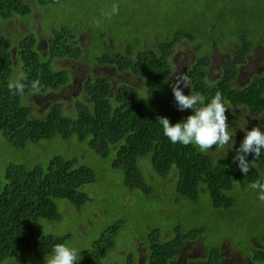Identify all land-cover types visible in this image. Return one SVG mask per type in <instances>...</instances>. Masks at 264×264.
<instances>
[{
  "label": "trees",
  "instance_id": "1",
  "mask_svg": "<svg viewBox=\"0 0 264 264\" xmlns=\"http://www.w3.org/2000/svg\"><path fill=\"white\" fill-rule=\"evenodd\" d=\"M219 2L37 0L39 7H48L53 13L50 20L57 18L58 26L51 31L45 55L38 49V39L32 34H23L17 42L6 34L0 35V133L21 150L37 149L42 145L55 151L60 148L67 150V145H70L79 153L73 159L54 156L45 169L38 165H12L5 180L0 178V264H9L11 260L23 259L26 255H34L44 261L51 257L54 245L67 244L66 236L44 235L41 221L61 219L58 201L65 200L78 210L85 206L89 198L81 191L82 188L100 181V171L107 169L109 172L108 168L122 177L130 192L138 189L150 200L159 201L155 210L165 207L166 213L168 209L173 211L171 206L179 204L181 198L198 205L207 198L213 211V229L219 232L220 226L226 224L221 220L227 216L233 226L226 227L229 233L236 236L243 233L246 242L250 243L249 240L254 238L259 243V246L250 243L243 253L255 264H264V232L261 237H254L249 230L234 228H245L251 224L246 223L249 211L245 212L244 199L250 198L253 207L257 204L258 192L251 190L249 185L257 180L264 183V152L258 159L249 156L250 169L246 176L240 171L238 162L233 163L236 150L246 134L245 129L250 131L260 126L264 131V122H253L241 130L228 120L230 135L240 132L237 133L240 140H232L224 148L214 147L207 153L200 152L195 145L172 143L157 122V117H166L174 125L194 114L191 109L177 110L171 85L177 70L173 57L182 50V45L197 42L195 34H210L212 41L217 34H220L219 38L224 35V48L229 59L225 61L221 78L209 82L206 70L211 61L206 56L210 48L203 44L195 62L190 61L187 67L186 76L191 88L181 86L184 94L189 95L192 90L204 96L207 104L220 91L226 106L244 108L252 117L264 120V72L244 86L236 84L237 66L247 62V57L258 44L264 48V15L261 12L264 0H229V9L219 7ZM153 4L158 8L151 12ZM240 4L248 9L247 19H237V23L226 22ZM113 5L118 6L116 14L112 13ZM132 9L134 19L130 18ZM93 12L99 16L98 20ZM32 14L33 8L27 0H0V25L18 16L29 19ZM61 16L66 19V25L69 20L77 24L84 16L87 28L91 27L88 52L90 54L93 50L94 55L97 54L95 58L88 56V63L84 64L112 66L121 74L140 79L142 89L129 82L112 85L107 77L88 75L82 81L88 101L76 100L73 111L66 110L65 102L55 101L44 115L35 113L26 102L28 96L58 93L73 82L68 70L56 69L57 62L68 58L82 62L85 56L83 46L78 44L79 35L72 34L73 28L59 24ZM139 16L143 20H139ZM146 23L153 33L164 27L172 34L163 36L164 29L160 32L158 53L152 51V54H147L141 39L136 38L141 28L149 27ZM78 31L80 33V28ZM131 36L137 43L129 41L131 53L128 55L125 41ZM110 43L113 49L109 47ZM15 61L24 73L20 79L25 85L23 96L14 94L8 87L12 83ZM37 79L40 81L38 92L31 87ZM87 150L94 158L91 165L95 168L81 162L80 156L86 157ZM217 152L224 155L211 154ZM143 161L147 162V171L141 167ZM150 176L156 180L155 183L150 182ZM164 185L168 189L165 193ZM173 197L178 198V203L172 202ZM251 209L249 215L253 214ZM120 228L116 225L109 230V238L101 235L97 242V258L104 256L107 259L116 250ZM204 232L187 230L179 225L174 235L168 231L170 237L166 238L165 231L153 230L147 235L150 243L145 263L172 264L185 244L198 240ZM206 246V258L189 264H217L221 261V247L218 244L210 247L207 242ZM88 264H95L94 260ZM124 264H137V260L129 255Z\"/></svg>",
  "mask_w": 264,
  "mask_h": 264
},
{
  "label": "rangeland",
  "instance_id": "2",
  "mask_svg": "<svg viewBox=\"0 0 264 264\" xmlns=\"http://www.w3.org/2000/svg\"><path fill=\"white\" fill-rule=\"evenodd\" d=\"M79 1L83 2V0ZM219 1V7H226V9H229V0ZM27 2L33 8V14L28 17L29 19H23L22 17L18 16L2 23L0 25V35L6 34L17 42V40L23 34H32L36 39H38V49H40L43 55H45L48 40L52 35L51 31L57 29L58 26L56 23L57 18H54L53 21L50 20L53 16V13L50 12L48 7H39L37 0H27ZM157 8L158 5L153 4L151 7V12L153 9L155 10ZM261 12L264 15V9H261ZM237 14H239V16L236 18L235 16ZM247 14L248 9L246 6L240 4L239 8L236 10V13L230 16V20L225 21L237 23V19L239 21L245 18L247 19ZM62 16L59 17V24L61 26L66 22V19ZM88 16L92 17L91 13H88ZM130 18L134 19L133 9L130 12ZM137 18L139 20H143L141 16ZM98 19L99 16L97 20ZM163 24L164 23L161 24L162 27ZM64 26L65 28L69 29L73 28V30H71L72 34L75 36L76 34L79 35L78 44L83 46L85 56L82 58V62H78L70 58L59 60L57 62L56 69L68 70L71 74L72 80H75V83L72 82L61 92H58V94L47 92L34 93L28 96L26 98V102L32 106L35 113L38 115H44L50 105L55 101L65 102L67 104L66 110L68 111L74 110L76 100L79 99L84 102L88 101L84 89L82 88L79 90L78 86L79 80L83 79L84 81V77L88 75H92L95 78L107 77L110 82L115 84L129 82L133 86L142 89V83L140 79L127 73L119 75L120 73L114 67L109 68L108 70H99L98 67H95L93 64H84L86 62L88 63V56L91 55L93 58H95L97 54L96 52L94 55L93 50L90 52V54L88 52L90 40L92 38V30L91 27L87 28L86 19L84 16L80 18V21L77 24L74 21L69 20L68 24H65ZM148 26L149 27L145 26L141 28L140 33L138 32L139 34L136 36V38L141 39L143 50L150 55L152 54V51L158 53V45L160 44L162 37L160 32H163V29V36L172 34L169 33L164 27L162 30L159 28L158 32L153 33L150 30L151 26ZM78 28H80V33ZM134 34L136 33H133L132 35ZM197 35L198 34L194 35L196 36V41L204 44L205 48H211L213 41L210 34L203 36ZM219 36L220 34H217V38L214 40L218 47L224 48L226 45V37L223 35V38H219ZM107 41H109V39H107ZM129 41L133 44L137 43V41L132 36L129 40L125 41L128 55L131 53V49H129ZM119 46L121 47L122 44ZM217 46L213 44V64L211 65V70H209L207 74V80L209 82H214L219 78V68L226 58V56L222 55L218 51ZM109 47L113 49V44L110 43ZM138 47L140 49V46ZM263 49L264 48L262 45L258 44L253 50V53L250 57V64L248 65V68H246L249 72H253V70L256 71L260 65H264ZM195 52L196 47L191 45H182V50H179L173 57V62L177 65V70L174 72L173 76L174 78L186 75L187 67L195 56ZM23 76L24 73L20 70L18 61H15L14 74L11 81L14 82L16 80H20ZM227 107L229 110L226 112V115L228 116V120L235 124V127L243 130L250 126L242 125L244 118H246V113L243 109L230 107L228 105ZM237 133L235 131V133L231 135L233 137L232 140H240V138L237 136ZM46 146L47 145H42L37 149L29 147L26 150H21L9 143L4 138L3 134L0 133V178L3 181L5 180L7 170L12 165H38L45 169L49 160L54 156H64L66 159H73L79 154L76 151V148L72 149L70 148V145H67V150L60 148L57 151L51 150ZM211 154L213 156L224 155L218 154V152ZM80 157L83 159L81 161L83 162L82 164H87L95 168L93 165H91L94 158L88 150L86 157H83L82 155ZM141 167L147 171V162L143 161ZM110 170L111 169L108 168L109 172H107V169H102L99 175L100 181H98L96 184L87 185L82 188L83 190L81 191L87 194L89 198V201L85 206L78 210L77 207L69 204L65 200L58 201L59 210L62 214L61 219L54 222L42 220L40 223L42 233L44 235L68 237L67 245L71 248H75L80 254L78 255L79 261L77 264H88V262L92 260H94L95 264H124L127 263L129 255L136 258L137 264H146L147 247L150 243V239L147 237V235H149V233H151L153 230L158 229L165 231V236L168 238L170 237L168 231L171 233V235H174V231L179 225L183 226V228L187 230L199 229L205 232L204 234H201L202 237L200 236L201 238L198 240L187 242L184 248H182L180 251L181 254L178 258L179 261L177 260L173 264H185L186 261L190 263L194 260L206 258V242L210 247L217 244L221 247V252L225 257V259L222 260V264H251L249 261L250 257L243 253V251H246V249L250 247V243L252 244L253 242L254 246H259V243L254 238L249 240L250 243L246 242V238L243 233L237 236L231 232L229 233L226 227L233 226L230 224L231 219H229L227 216L222 218L223 220H221V222L223 223L226 221V224L220 226L221 230L219 232L213 229L214 225L211 222L213 211L210 210L211 203L209 201L208 204L207 198L201 201L202 205H198L193 201H188L181 198L179 204H173L174 206H171L173 211L172 209H168V212L166 213L165 207H162L163 209L160 207L159 210H155V207L159 201L156 202L154 199L150 200L142 191L138 189L131 190L132 192H130L128 190L130 188L125 186V181L122 179V177L116 175ZM148 178L150 182L155 183L156 180L154 181L152 176ZM166 190H168L167 186L164 185V193ZM172 202L178 203V198L173 197ZM244 202L245 212L249 211L250 213V207L252 208L251 211L253 214L249 215V213H247L248 219L246 220V223L249 222L251 224L247 225L245 228L243 226H236L234 228L249 230L252 236L261 237L264 232V203L259 201L258 196L256 199L257 204L254 207L252 206L250 198L244 199ZM239 209H241V207H239ZM116 225L121 226L117 233L119 235V239L116 250L113 251V253H110L107 259H105L104 256L97 258L99 248L97 246V242L101 239V235L109 238V230L113 229V227ZM233 233H236V231ZM49 258L51 257H48L47 259ZM46 260H40L34 255H26V257L23 259L11 260L9 264H46ZM139 260L140 262L138 263Z\"/></svg>",
  "mask_w": 264,
  "mask_h": 264
},
{
  "label": "clouds",
  "instance_id": "3",
  "mask_svg": "<svg viewBox=\"0 0 264 264\" xmlns=\"http://www.w3.org/2000/svg\"><path fill=\"white\" fill-rule=\"evenodd\" d=\"M118 6L113 5L112 13H118ZM191 88V82L186 75L178 76L172 83V92L178 111L191 109L194 114L189 115L182 122L172 124L166 117H157V122L162 125L163 134L172 143L184 146L195 145L200 152L207 153L214 147L224 148L233 137L228 131L229 108L223 99V94L217 91L211 101L205 104V98L201 94L194 93L185 95L181 88ZM9 90L14 94L23 96L25 85L16 80L8 85ZM36 92L40 90V81L37 79L31 84ZM199 105V106H198ZM245 136L233 163L238 162L240 171L246 176L250 169L249 156L258 159L264 152V131L260 126L253 127L250 131L245 129ZM251 190L258 192V199L264 203V183L257 180L249 185ZM80 255L75 248L67 244H56L53 246L51 258L46 260V264H77Z\"/></svg>",
  "mask_w": 264,
  "mask_h": 264
},
{
  "label": "flooded vegetation",
  "instance_id": "4",
  "mask_svg": "<svg viewBox=\"0 0 264 264\" xmlns=\"http://www.w3.org/2000/svg\"><path fill=\"white\" fill-rule=\"evenodd\" d=\"M221 38H223V37H221ZM213 44L214 45H216L217 46V43L215 42V40L212 42V46H211V48H210V51H209V53H208V56H207V59H209V61H211V64L209 65V67L207 68V73L209 72V70H211V65L213 64V57H212V50H213ZM105 45V44H104ZM189 45H191V46H194V47H196V52H195V56L193 57V59H192V61L193 62H195V60H196V58L198 57V51L199 50H201V48H202V43H199L198 41L197 42H190V44ZM217 48H218V51L222 54V55H224V56H226V58L224 59L225 61H227L228 59H229V53L227 52V50L225 49V48H220V47H218L217 46ZM263 51H264V49H263ZM252 55V54H251ZM251 55H249L248 57H247V62L245 63V64H240V65H238L237 66V68H238V70H237V74H238V76H237V80H236V84L238 85V87H240V86H244L246 83H248V82H250L251 81V79L252 78H254V76H256V75H258V74H261V73H263L264 72V65H260V67L259 68H257V70L255 71V70H253V72H249L246 68H248V65L250 64V57H251ZM225 61L222 63V65H221V67L219 68V73H220V76H219V78H221V76H222V72H223V67H224V64H225ZM89 65V64H88ZM95 67H98V69L99 70H101V69H104V70H108L109 68H112V66H107V65H103V66H100V65H96V64H93ZM119 75H121V73L119 74ZM218 78V79H219ZM86 79V77H84V80ZM75 81V80H74ZM73 81V83H75ZM83 79H80L79 80V83H78V86H79V90L80 89H82V86H83ZM112 85H113V83H111ZM63 90V89H62ZM61 90V91H62ZM60 91V92H61ZM58 94V93H57ZM241 109H243L244 110V112L246 113V118H244V123H243V125H245V126H247V125H252L253 124V122L256 124V123H261V122H264V120H263V118L262 119H256V118H254V117H252L244 108H241ZM233 126H235V125H233ZM258 194V193H257ZM252 244H253V242H252ZM184 248V247H183ZM182 250V249H181ZM241 251V250H240ZM242 253V252H241ZM243 254V253H242ZM241 254V255H242ZM205 255H207V252H206V254ZM223 256V255H222ZM243 256V255H242ZM180 257V256H179ZM179 257H177V259L175 260V261H173L172 262V264L174 263V262H176L177 260H178V258ZM249 257V256H248ZM223 259H225V257L223 256L222 257V259H221V261L219 262V263H217V264H222V260ZM200 260V259H199ZM179 261V260H178ZM249 261H250V263L251 264H255L252 260H251V258L249 259ZM140 262V260L138 261V263ZM185 264H189V262L188 261H186L185 262ZM231 264V263H230ZM233 264V263H232Z\"/></svg>",
  "mask_w": 264,
  "mask_h": 264
},
{
  "label": "crops",
  "instance_id": "5",
  "mask_svg": "<svg viewBox=\"0 0 264 264\" xmlns=\"http://www.w3.org/2000/svg\"><path fill=\"white\" fill-rule=\"evenodd\" d=\"M47 50V49H46Z\"/></svg>",
  "mask_w": 264,
  "mask_h": 264
}]
</instances>
